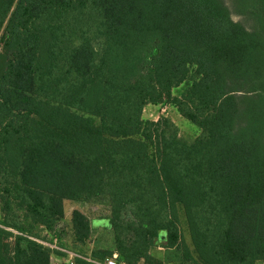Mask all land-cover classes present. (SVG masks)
Segmentation results:
<instances>
[{"label":"trees","instance_id":"obj_1","mask_svg":"<svg viewBox=\"0 0 264 264\" xmlns=\"http://www.w3.org/2000/svg\"><path fill=\"white\" fill-rule=\"evenodd\" d=\"M160 103L199 134L143 118ZM66 201L104 204L96 261L264 260V0H0V264H51L63 235L86 256Z\"/></svg>","mask_w":264,"mask_h":264},{"label":"rangeland","instance_id":"obj_2","mask_svg":"<svg viewBox=\"0 0 264 264\" xmlns=\"http://www.w3.org/2000/svg\"><path fill=\"white\" fill-rule=\"evenodd\" d=\"M232 17L234 19H240L239 16H237L235 13H232ZM74 43H77V41L74 39L73 41ZM188 83V81H186L185 83L180 84L178 87L172 89V94L173 95H178L186 86V84ZM161 116H165L168 117L171 121H173V123L176 124L177 129H178V135L179 137L184 141L189 143L190 141L193 140V138L195 136H197L200 132L199 127L192 123L191 121H189L188 119L182 117L177 110L169 103H160V104H156V105H146L144 110H143V118L144 119H151V120H155L158 119V117ZM11 173H12V177L14 180H18L17 177V172H16V168L14 166H12L11 168ZM64 219L62 221V225H63V232L67 233L68 229H69V218H70V212L72 209L74 208H78L81 211H83L91 220L92 222V226L95 227V229H92L91 235L88 239V246H85L86 249H89L90 247H92L94 245V243L90 244L91 242H94L95 240H101V239H106L107 237H109V232H106V230L101 226H105V219L101 218V216H104L106 214V208L104 206V204H95V203H78V202H73V201H66L64 203ZM182 221V218H181ZM100 226V227H97ZM181 229H182V233L185 237V239L189 242V236H188V232L187 229L185 227L184 222L181 223ZM46 237H50L49 234H45ZM64 237V238H63ZM63 239L61 241H64L66 246L62 247L59 246L57 244V242L55 241V236H53V240L52 242H48L45 241L47 244L51 245V246H56V247H61V248H65L68 251L71 252H76L72 249H70L71 243L69 244L67 242V238L63 235ZM163 237V233L160 232L159 234V239H162ZM157 246H160L161 248H157L154 251H158L162 253V251H165V258L168 260L169 263L167 264H176L175 262V258H176V254L174 252H172V250L168 249L166 252V248H164V246H162V243L158 242ZM156 248V247H155ZM57 249V248H56ZM60 251V250H59ZM167 254V255H166ZM66 254L63 255H58L55 253L51 254V264H70L69 263V259H66V257L64 256ZM75 259V258H74ZM73 259V264L75 263V260ZM139 264H147L145 262L140 261ZM154 264H158V263H154ZM256 264H264V260H258L256 261Z\"/></svg>","mask_w":264,"mask_h":264},{"label":"crops","instance_id":"obj_3","mask_svg":"<svg viewBox=\"0 0 264 264\" xmlns=\"http://www.w3.org/2000/svg\"><path fill=\"white\" fill-rule=\"evenodd\" d=\"M104 223H105V226L103 225V226H101V228L103 227L106 230V232H109V237H107L105 240L101 239V240H95L94 242H91L90 244L94 243V245L92 247H90L89 249L85 248L87 250L86 254H85L86 256H83L82 254H79V253L75 252V253L79 254V257H84L85 259H88L89 253H90V249L95 248V247L96 248H112V245H113L112 244V237H111L112 235H111V232H110L109 228L107 227L108 223H107L106 219H105ZM91 225H92V222H91ZM97 227H100V226H97ZM92 229H95V227L92 226ZM85 245L86 246L89 245L88 240L86 241ZM157 248H161V247L160 246H156L155 250ZM167 250L168 249L166 248V252H167ZM153 254H154V256L156 258L161 260V263H158V262H156V263H158V264H167V263H169L168 260L165 258V251L164 252L162 251V253L159 252V254H158V251H153ZM139 263H140V261H139Z\"/></svg>","mask_w":264,"mask_h":264},{"label":"built area","instance_id":"obj_4","mask_svg":"<svg viewBox=\"0 0 264 264\" xmlns=\"http://www.w3.org/2000/svg\"><path fill=\"white\" fill-rule=\"evenodd\" d=\"M156 120V119H155ZM42 242L43 244L45 245H48L52 248H57L58 250H60L63 254H66L64 255L66 257V259H69V263L70 264H73V259L75 257H79V254L75 253V252H71V251H68L67 249L65 248H61V247H56V246H51L49 244H47L45 241H40ZM88 260H90L91 262H93L94 264H125L123 261H120L117 259V254L116 253H113L111 256L109 257H106L104 260L102 261H96V260H93V259H90L88 258ZM56 264V263H54Z\"/></svg>","mask_w":264,"mask_h":264}]
</instances>
